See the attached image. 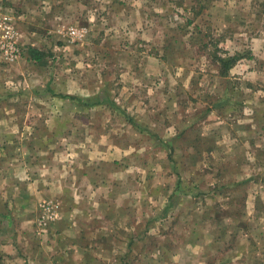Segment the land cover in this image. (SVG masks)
<instances>
[{
  "label": "rangeland",
  "instance_id": "374dc122",
  "mask_svg": "<svg viewBox=\"0 0 264 264\" xmlns=\"http://www.w3.org/2000/svg\"><path fill=\"white\" fill-rule=\"evenodd\" d=\"M0 13L22 50L0 56V148L54 151L58 184L87 171L76 203L45 202L43 225L40 206L36 245L77 238L72 264H264V0H0ZM226 52L245 57L222 77ZM5 208L0 264H28Z\"/></svg>",
  "mask_w": 264,
  "mask_h": 264
},
{
  "label": "crops",
  "instance_id": "0c3cea01",
  "mask_svg": "<svg viewBox=\"0 0 264 264\" xmlns=\"http://www.w3.org/2000/svg\"><path fill=\"white\" fill-rule=\"evenodd\" d=\"M30 145L32 146L20 144V147H15L12 152H8L7 147L0 148V218H9L11 210L5 206L13 207L12 210L14 209L17 213L18 226L22 228L23 233L20 234L21 236L15 233L13 237L18 238L16 243L26 251L28 264H72L73 257L69 254L72 250L67 245L74 243L77 252H84L77 238L63 235V238L56 244L57 241L49 236V240H45L41 243L42 245L38 246L36 245L37 240L35 238L32 240L27 234L33 226L32 221L39 218L40 206L45 202H55L57 205H60L62 200L68 204L76 203L74 199L77 197L78 190L87 187L79 182L81 178L87 179L84 177L87 171L79 169V173L74 172L77 176L74 182L67 171V178L63 182L60 179V184H58L57 178L61 166L56 171L54 151L49 152L48 149L47 152H39L38 148L35 149V142ZM20 152L23 155L28 153L26 161L29 164L21 162ZM38 153L42 156L39 157ZM102 165H107V168L111 169L109 163L104 164L103 162ZM78 178H80L79 181ZM69 225V230H71L72 222H69ZM60 243L64 244L63 248H60Z\"/></svg>",
  "mask_w": 264,
  "mask_h": 264
},
{
  "label": "built area",
  "instance_id": "2783aa9c",
  "mask_svg": "<svg viewBox=\"0 0 264 264\" xmlns=\"http://www.w3.org/2000/svg\"><path fill=\"white\" fill-rule=\"evenodd\" d=\"M75 35V30H70ZM22 55V50L16 42V32L13 28L12 16L0 13V56L8 61H16ZM43 214L39 218V224H45L53 218V211L50 204L42 205Z\"/></svg>",
  "mask_w": 264,
  "mask_h": 264
},
{
  "label": "trees",
  "instance_id": "16d2710c",
  "mask_svg": "<svg viewBox=\"0 0 264 264\" xmlns=\"http://www.w3.org/2000/svg\"><path fill=\"white\" fill-rule=\"evenodd\" d=\"M28 55L30 56V58L35 61V62H40V60L42 59V55L43 52L37 48H33V47H29L28 50ZM227 55L225 56H214V61L217 63V67L219 69V75L222 77H226L229 75L230 73V69L242 58L245 57V53H241V52H235L234 54H229L226 52ZM247 57H250V55H247ZM65 98H69V99H77L75 96H62ZM105 99H107V96L105 95ZM104 99V100H105ZM81 102L83 101L82 108H84V106H93V105H97V104H101V100L98 102H89V100H82V98H79L77 100V102ZM78 105V104H77ZM123 114H125V112H122ZM126 117H128L129 121H132L131 118L129 117L128 114H125ZM139 128H142L141 131H143V127L139 126Z\"/></svg>",
  "mask_w": 264,
  "mask_h": 264
}]
</instances>
